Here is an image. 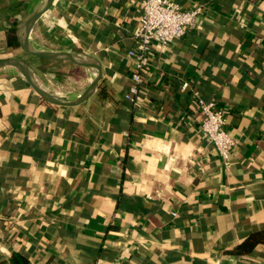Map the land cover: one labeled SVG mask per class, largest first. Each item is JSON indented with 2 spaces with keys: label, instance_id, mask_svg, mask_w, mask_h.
<instances>
[{
  "label": "crops",
  "instance_id": "obj_1",
  "mask_svg": "<svg viewBox=\"0 0 264 264\" xmlns=\"http://www.w3.org/2000/svg\"><path fill=\"white\" fill-rule=\"evenodd\" d=\"M141 1L55 0L37 17L36 48L47 40L101 61L98 87L76 106L51 105L13 68L0 71V264L13 254L26 264H264V243L233 252L264 229V0H173L201 13L167 49L152 46L133 106L126 51ZM36 2L0 0V59L21 52L17 32ZM27 61L58 96L92 79L70 61ZM197 95L216 101L236 140L228 168L201 130Z\"/></svg>",
  "mask_w": 264,
  "mask_h": 264
},
{
  "label": "built area",
  "instance_id": "obj_2",
  "mask_svg": "<svg viewBox=\"0 0 264 264\" xmlns=\"http://www.w3.org/2000/svg\"><path fill=\"white\" fill-rule=\"evenodd\" d=\"M202 8L183 9L173 0H142L139 25L132 33L133 45L126 51L130 64V84L124 98L137 106L139 86L144 83L149 65V54L154 44L161 51L174 41L184 37L194 29ZM189 85L182 81L181 90ZM195 105L198 110L201 130L208 137L220 156L223 166L230 167V156L236 140L226 128V117L214 99L206 100L197 95ZM94 264H104L97 259Z\"/></svg>",
  "mask_w": 264,
  "mask_h": 264
},
{
  "label": "water",
  "instance_id": "obj_3",
  "mask_svg": "<svg viewBox=\"0 0 264 264\" xmlns=\"http://www.w3.org/2000/svg\"><path fill=\"white\" fill-rule=\"evenodd\" d=\"M55 0H45L44 4L48 3L50 9ZM22 23L17 32V41L20 48L19 53H13L4 59H0V71L4 68L11 67L18 72L20 77L27 83V85L45 102L59 107H72L82 103L86 100L95 89L98 87L99 81L102 78V64L101 61L93 55L80 53L79 51H51L42 55V58L52 61H70L78 65L86 66L92 71V79L86 88L74 98H67L55 95L44 88H42L34 77V72L28 61L31 57L36 55V45L29 41L21 48L20 44L24 38L28 36L29 29L22 32Z\"/></svg>",
  "mask_w": 264,
  "mask_h": 264
},
{
  "label": "bare ground",
  "instance_id": "obj_4",
  "mask_svg": "<svg viewBox=\"0 0 264 264\" xmlns=\"http://www.w3.org/2000/svg\"><path fill=\"white\" fill-rule=\"evenodd\" d=\"M44 3H45V0H37V2L26 13L22 21L21 29H22V32H25L27 29H29V32H28V36H26L22 44H20L21 48L24 47L30 41L31 32H32L33 26L39 14L48 9V3L47 4H44ZM50 46H51L50 43H48L46 40L43 44H41L37 48L36 55H34V57L42 58L43 54L51 52L52 50L49 49Z\"/></svg>",
  "mask_w": 264,
  "mask_h": 264
},
{
  "label": "trees",
  "instance_id": "obj_5",
  "mask_svg": "<svg viewBox=\"0 0 264 264\" xmlns=\"http://www.w3.org/2000/svg\"><path fill=\"white\" fill-rule=\"evenodd\" d=\"M264 243V229L255 230L247 234L233 249L236 254H246L258 244ZM12 264H26V260L19 254L12 255Z\"/></svg>",
  "mask_w": 264,
  "mask_h": 264
},
{
  "label": "rangeland",
  "instance_id": "obj_6",
  "mask_svg": "<svg viewBox=\"0 0 264 264\" xmlns=\"http://www.w3.org/2000/svg\"><path fill=\"white\" fill-rule=\"evenodd\" d=\"M33 59H40V58L33 56ZM68 74H70V76H74V77L80 76V72L68 71Z\"/></svg>",
  "mask_w": 264,
  "mask_h": 264
}]
</instances>
